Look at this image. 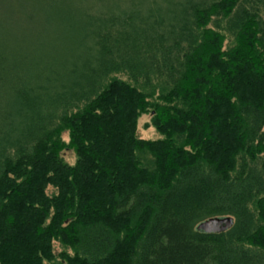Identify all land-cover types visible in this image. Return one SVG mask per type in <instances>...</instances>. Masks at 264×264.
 Returning a JSON list of instances; mask_svg holds the SVG:
<instances>
[{"label":"trees","instance_id":"16d2710c","mask_svg":"<svg viewBox=\"0 0 264 264\" xmlns=\"http://www.w3.org/2000/svg\"><path fill=\"white\" fill-rule=\"evenodd\" d=\"M0 264H264V0H0Z\"/></svg>","mask_w":264,"mask_h":264},{"label":"rangeland","instance_id":"374dc122","mask_svg":"<svg viewBox=\"0 0 264 264\" xmlns=\"http://www.w3.org/2000/svg\"><path fill=\"white\" fill-rule=\"evenodd\" d=\"M151 115L143 114L137 120V130L136 135L140 139L144 140H157L160 139L159 133L151 125ZM59 158L66 163L67 165H74L76 161V153L73 147L70 145L69 134L67 131L62 132L60 135L59 149H58ZM48 193L54 192L52 188L47 189ZM62 250V247L58 242L54 243V253H58Z\"/></svg>","mask_w":264,"mask_h":264},{"label":"water","instance_id":"95a60500","mask_svg":"<svg viewBox=\"0 0 264 264\" xmlns=\"http://www.w3.org/2000/svg\"><path fill=\"white\" fill-rule=\"evenodd\" d=\"M231 216H215L199 222L195 230L206 234H216L228 230L233 225Z\"/></svg>","mask_w":264,"mask_h":264}]
</instances>
